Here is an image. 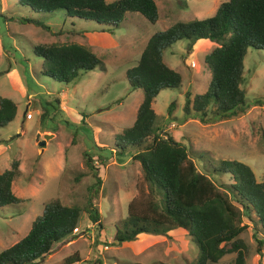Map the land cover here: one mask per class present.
Listing matches in <instances>:
<instances>
[{
  "label": "rangeland",
  "instance_id": "1",
  "mask_svg": "<svg viewBox=\"0 0 264 264\" xmlns=\"http://www.w3.org/2000/svg\"><path fill=\"white\" fill-rule=\"evenodd\" d=\"M221 1L155 0L156 22L138 12H127L119 27L101 31L93 20L65 17L61 9L32 12L16 0H0V97H10L17 104L14 119L0 128V172L10 167L13 159L18 160L20 169L11 184L20 201L0 206V251L27 233L47 201L59 198L66 205L83 209L72 234L55 242L51 252L37 264H98V258L102 264L195 261L198 248L181 227L161 234L142 232L131 241L113 242L115 225L127 216L129 201L143 192L146 195L148 188L140 164L129 154L117 156L110 149L121 129L135 120L143 93L130 88L125 71L136 64L148 38L176 21L212 15ZM22 15L35 16L49 28L20 23L17 17ZM51 42L85 44L103 61L104 69L96 66L81 72L70 83L41 74V59L34 45ZM211 48V42L198 39L188 50V41L181 39L163 51L164 61L180 72L182 83L178 88L160 90L154 98L157 124L186 144L199 171L208 173L209 158L213 162L236 159L248 164L256 179L261 180L264 49L250 47L244 57L242 87L248 106L243 112L211 122L183 119L186 92L193 97L203 92L210 80L204 55ZM172 102L174 109L168 113ZM27 112L32 117L26 118ZM44 132L50 136L45 138ZM42 139L46 142L39 145ZM199 150L209 154L199 158L195 153ZM85 152L98 170L85 162ZM99 154L103 155V163ZM211 177L219 185L231 180L222 174ZM89 202L100 212L102 227L89 220L85 209ZM248 225L240 234L249 247L247 264H264V244L261 254L257 253L252 224ZM76 254L79 261L65 262L66 257ZM234 257L235 253H227L215 264H233Z\"/></svg>",
  "mask_w": 264,
  "mask_h": 264
},
{
  "label": "trees",
  "instance_id": "2",
  "mask_svg": "<svg viewBox=\"0 0 264 264\" xmlns=\"http://www.w3.org/2000/svg\"><path fill=\"white\" fill-rule=\"evenodd\" d=\"M16 1L32 12L61 9L65 17L91 19L101 31L119 27L127 12H138L152 23L158 19L155 0ZM17 20L49 28L32 15L18 16ZM181 39L188 41V50L198 39L212 43L204 55L210 80L203 92L193 97L186 92L183 119L194 117L211 122L243 112L248 106L242 87L244 57L250 47L264 49V0H223L210 16L179 20L156 31L148 38L136 64L126 69L130 88L141 89L143 96L133 124L121 129L110 152L117 156L129 154L136 160L148 189L147 196L143 192L129 201L127 216L115 225L113 242L131 241L142 232L161 234L181 227L198 248L192 264H215L227 253H235L233 264H247L249 247L240 234L249 227L248 223L252 224L257 253L261 254L264 244V175L257 180L252 168L236 159L213 162L209 158L208 173L199 171L186 144L159 127L152 107L160 90L181 86L180 72L163 59V51ZM34 51L41 59V74L59 82L70 83L81 72L96 66L104 69L103 61L82 43H39L34 45ZM173 109L172 102L168 113ZM16 111L12 98L0 97V128L14 119ZM45 115L46 109L41 118ZM195 153L199 158L209 154L207 150ZM84 156L85 162L98 170L87 152ZM98 158L104 162L103 155ZM19 173L17 159L0 172V206L20 201L11 189ZM217 174L228 175L231 180L219 185L211 177ZM82 209L66 205L59 198L47 201L27 233L0 251V264H37L51 252L55 242L72 234ZM85 209L89 220L102 227L97 208L89 202ZM258 233L263 236L257 237ZM79 259L76 254L66 257L65 262ZM97 263L102 264L100 258Z\"/></svg>",
  "mask_w": 264,
  "mask_h": 264
},
{
  "label": "water",
  "instance_id": "3",
  "mask_svg": "<svg viewBox=\"0 0 264 264\" xmlns=\"http://www.w3.org/2000/svg\"><path fill=\"white\" fill-rule=\"evenodd\" d=\"M48 136H50V135H49V134H46V133L44 134V137H45V138L48 137ZM45 142H46L45 139H42V140H39V141H38V144H39V145H43V144H45Z\"/></svg>",
  "mask_w": 264,
  "mask_h": 264
},
{
  "label": "built area",
  "instance_id": "4",
  "mask_svg": "<svg viewBox=\"0 0 264 264\" xmlns=\"http://www.w3.org/2000/svg\"><path fill=\"white\" fill-rule=\"evenodd\" d=\"M25 117H26V118H30V117H32V113H31V112H27V113L25 114ZM74 229H76V227H75ZM74 229H73V231H74ZM105 247H107V246H105Z\"/></svg>",
  "mask_w": 264,
  "mask_h": 264
},
{
  "label": "crops",
  "instance_id": "5",
  "mask_svg": "<svg viewBox=\"0 0 264 264\" xmlns=\"http://www.w3.org/2000/svg\"><path fill=\"white\" fill-rule=\"evenodd\" d=\"M199 40H204L205 41V39H199ZM200 47V46H199ZM45 133V132H44ZM2 152V149L0 150V153Z\"/></svg>",
  "mask_w": 264,
  "mask_h": 264
}]
</instances>
